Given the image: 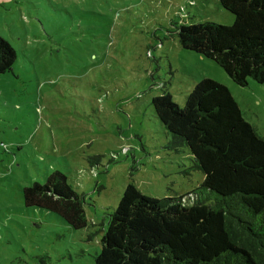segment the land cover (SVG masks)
<instances>
[{"label":"rangeland","instance_id":"374dc122","mask_svg":"<svg viewBox=\"0 0 264 264\" xmlns=\"http://www.w3.org/2000/svg\"><path fill=\"white\" fill-rule=\"evenodd\" d=\"M233 19L218 0H0V36L17 54L0 74V264H95L127 184L158 200L199 186L188 149L167 148L154 96L182 106L212 79L264 138V84H234L171 36ZM54 170L83 195L85 228L24 205L23 188Z\"/></svg>","mask_w":264,"mask_h":264},{"label":"trees","instance_id":"16d2710c","mask_svg":"<svg viewBox=\"0 0 264 264\" xmlns=\"http://www.w3.org/2000/svg\"><path fill=\"white\" fill-rule=\"evenodd\" d=\"M231 25L175 26L180 46L213 61L240 86L264 84V0H218ZM17 54L0 36V74ZM167 148H187L203 174L177 198L148 199L129 183L105 217L95 264H264V138L242 116L228 88L205 78L178 106L163 92L151 98ZM99 160L90 159L94 164ZM26 207L46 210L74 230L87 226L83 195L54 170L23 188Z\"/></svg>","mask_w":264,"mask_h":264}]
</instances>
